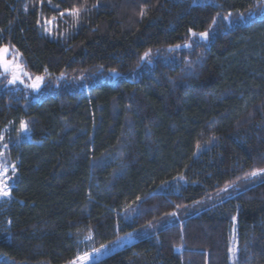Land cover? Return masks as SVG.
<instances>
[{
  "label": "trees",
  "instance_id": "16d2710c",
  "mask_svg": "<svg viewBox=\"0 0 264 264\" xmlns=\"http://www.w3.org/2000/svg\"><path fill=\"white\" fill-rule=\"evenodd\" d=\"M258 3L0 0V46L46 74L37 94L0 76V143L10 127L17 167L0 264H69L89 235L94 248L134 238L91 264H264V176L246 178L264 168Z\"/></svg>",
  "mask_w": 264,
  "mask_h": 264
},
{
  "label": "snow or ice",
  "instance_id": "6c2138e0",
  "mask_svg": "<svg viewBox=\"0 0 264 264\" xmlns=\"http://www.w3.org/2000/svg\"><path fill=\"white\" fill-rule=\"evenodd\" d=\"M95 6V5H94ZM258 7H260L261 9H264V0H259L258 3ZM83 10H87L86 8ZM81 9L78 8H74L71 10L72 15L74 16H79ZM254 9L250 10L248 13V16H252L254 14ZM61 15H63V13H61ZM139 15L141 17H144L146 15L145 9L142 7L140 10ZM219 15V13L217 14ZM232 17H233V13L229 12L227 15H225L223 17V20L225 21H229L230 23H233L232 21ZM245 19V13H237L236 14V20L237 21H242ZM216 17L212 18V23L209 25V28L212 27V25L216 24ZM189 33L191 37H200L201 40H208L209 39V31L205 30L202 32H194L191 29H189ZM180 47H192L191 44H183V45H175L174 48H170L169 51H172L174 49H178ZM11 57V58H9ZM150 57V52H145L143 54V56L140 57L141 61H145L148 60V58ZM151 61L149 60V63ZM113 72L114 75H118V73H116L115 69L111 70ZM0 76H4V77H9V79H7V84H16L18 81L23 84L24 80L22 79V76H29V73L25 71L22 62L20 61V53L14 48V46H10V45H3L0 46ZM61 76H63V74H61ZM29 79H31V83L27 84L26 87H30L33 90H38L40 88L41 83L43 82L44 77L43 76H36L34 79H32L29 76ZM21 132H25L28 130L27 128V124L24 121L20 122V129ZM214 139V137H213ZM5 147H7V145H5ZM197 147L199 148L200 145L198 144ZM13 173L15 172V167H13L12 169ZM7 172V167L0 165V177H3L5 175V173ZM258 176H264V168H258V169H253L251 172L246 173V178H255ZM180 179H183V176L180 177ZM0 195L2 196H8L9 195V191L8 189V185L6 183L5 179H0ZM232 185L228 184L225 185V187L223 189H221L220 191L222 192H227L229 190V188H231ZM137 199H140L139 197H137ZM170 215H176V213H171ZM233 221L236 220V217L234 216ZM128 235H131V233H129ZM86 239H91V235H89L88 237H86ZM119 239V238H118ZM106 245H101L100 248H94L92 249V252H84L81 255H78L73 261H70L69 264H87V262L92 259L93 253L96 255V257L98 258L100 255H102L103 253L101 252V249H106ZM236 249L230 248L229 252L230 253H235Z\"/></svg>",
  "mask_w": 264,
  "mask_h": 264
},
{
  "label": "rangeland",
  "instance_id": "374dc122",
  "mask_svg": "<svg viewBox=\"0 0 264 264\" xmlns=\"http://www.w3.org/2000/svg\"><path fill=\"white\" fill-rule=\"evenodd\" d=\"M4 45H10V44H4ZM3 46V45H2ZM12 46V45H10ZM11 58V57H9ZM21 61V58H20ZM24 67V65H23ZM25 71L29 73V76L34 79L36 76H43V82L40 85V88L38 90H33L30 87H26L27 84L31 83V79H29V76H22V79L24 80V83L21 84L19 81L16 84H7L10 86H14L15 88H19L22 89L23 91H25L27 94H37L44 86H45V80H46V74L45 73H32L29 70H27L24 67ZM4 77V76H2ZM7 79L10 78L9 77H4ZM20 126L18 128V132L20 135L31 139V133L29 130L25 131V132H21L20 130ZM11 137V128L10 127H6L2 136H1V143H0V165L6 166L7 167V172L5 173V175L3 177H0V179H5L6 183L8 185V191H9V195L8 196H2L0 195V201H6L8 199L11 198L12 194H11V188L14 184V180H15V175H16V163L14 161H11L7 156H6V150L8 148V142L10 140ZM5 145H7V147H5ZM13 167H15V172L13 173L12 169ZM2 186V185H0ZM224 199V195L223 194H217L216 196H211L209 197V199L205 200L203 203H200L198 205V209H193L191 210V212L193 213H198L202 208L208 207L210 206L212 203L214 202H220ZM230 239H231V246L230 248H235L236 251L235 253H230V259L233 260L236 258V254H237V231H236V225L233 223L231 228H230ZM134 240V238L132 236H125L122 237L118 240L117 243L111 245V246H107L106 249H101V252L103 253L102 255H100L98 258L96 257V255L93 253L92 259H90L87 264H91L93 261L98 260L103 258L104 256L108 255L109 253H111L112 251L116 250L117 248L123 246L124 244H128L130 242H132ZM82 247L80 252L77 254L81 255L84 252H92V249H94V247L90 244L87 243V239H83L81 241ZM100 248V247H98ZM76 256V257H77ZM75 257V258H76ZM74 260V259H73ZM72 260V261H73Z\"/></svg>",
  "mask_w": 264,
  "mask_h": 264
}]
</instances>
